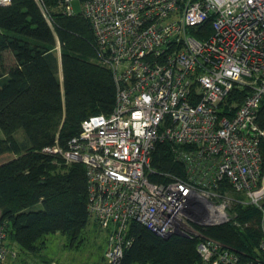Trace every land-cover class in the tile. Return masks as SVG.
Instances as JSON below:
<instances>
[{
	"label": "built area",
	"instance_id": "1",
	"mask_svg": "<svg viewBox=\"0 0 264 264\" xmlns=\"http://www.w3.org/2000/svg\"><path fill=\"white\" fill-rule=\"evenodd\" d=\"M75 2L112 72L116 103L85 119L66 149L56 143L43 153L85 165L89 217L109 232L106 263L122 264L138 223L197 240L202 264H264V237L258 256L244 259L204 234L231 221L230 193L260 210L264 231V0H62L59 8L75 16ZM164 141L180 173L152 167ZM6 228L0 264L12 253Z\"/></svg>",
	"mask_w": 264,
	"mask_h": 264
},
{
	"label": "trees",
	"instance_id": "2",
	"mask_svg": "<svg viewBox=\"0 0 264 264\" xmlns=\"http://www.w3.org/2000/svg\"><path fill=\"white\" fill-rule=\"evenodd\" d=\"M42 1L54 29L36 0H12L6 7L0 4V82L4 81L0 129L5 137L0 138V159L10 156L0 164V226L7 224L9 247L18 245L32 254L44 250L38 242L49 235L64 236L75 245L91 223L85 165L66 164L65 173L57 175L56 163L65 161L43 150L56 143L66 149L80 134L85 119L109 114L116 103L113 75L97 58L89 20L81 14L64 15L59 8L62 0ZM202 29L207 36L212 33L210 25ZM58 43L60 60L54 51ZM7 55L14 60L12 66L6 63ZM241 93L236 94L239 103L247 91ZM258 124L264 131V100ZM21 131L23 143L16 137ZM152 167L158 173H180L169 142L157 145ZM236 210L235 222L209 228L206 234L242 258H254L264 237L262 213L253 206ZM129 235L133 244L122 264H202L197 240L165 239L138 223L130 224ZM13 253L16 259L18 253Z\"/></svg>",
	"mask_w": 264,
	"mask_h": 264
},
{
	"label": "rangeland",
	"instance_id": "3",
	"mask_svg": "<svg viewBox=\"0 0 264 264\" xmlns=\"http://www.w3.org/2000/svg\"><path fill=\"white\" fill-rule=\"evenodd\" d=\"M74 10L76 15H80L82 13L79 2L74 3ZM50 24L52 25V29H54L52 21L50 22ZM54 51L60 60L62 54L60 45H57ZM6 58V63L8 62L7 64L9 66H12L14 64L13 58H11L9 55H7ZM59 76L62 80L63 75L61 62ZM3 85L4 81H1L0 89L3 88ZM16 137L21 143L25 142V136L22 131L19 132ZM0 138H5L1 129ZM9 159L10 156L1 158L0 164L6 162ZM56 164H58V170L55 171V174L62 175L63 173H65L64 166L66 165V162H57ZM229 198L231 199V201L229 204L230 207L228 208V212L229 216L231 217V221L233 220L235 222V219L238 216L236 208L238 206L247 207L249 205L244 204L246 203V200L241 195L230 193ZM260 229L263 232L264 236L263 227L260 226ZM206 232H204V234ZM108 238V230L103 229L99 226V224H97L93 219H91V223L83 233L82 240L80 242H77L75 245L71 246L68 239L61 235H49L43 240L39 241L38 247L40 249H44L42 252H40V254L28 253L21 249V247H19L18 245L13 244L12 247H9V249L12 251V253H18V258L16 257L15 259L14 257H12L11 253V256L8 257L4 264H44V260H49L51 263L55 262L56 264H107L105 260V252L108 245Z\"/></svg>",
	"mask_w": 264,
	"mask_h": 264
},
{
	"label": "crops",
	"instance_id": "4",
	"mask_svg": "<svg viewBox=\"0 0 264 264\" xmlns=\"http://www.w3.org/2000/svg\"><path fill=\"white\" fill-rule=\"evenodd\" d=\"M53 264H56L55 262H53Z\"/></svg>",
	"mask_w": 264,
	"mask_h": 264
},
{
	"label": "water",
	"instance_id": "5",
	"mask_svg": "<svg viewBox=\"0 0 264 264\" xmlns=\"http://www.w3.org/2000/svg\"><path fill=\"white\" fill-rule=\"evenodd\" d=\"M165 239H169V238H165Z\"/></svg>",
	"mask_w": 264,
	"mask_h": 264
}]
</instances>
